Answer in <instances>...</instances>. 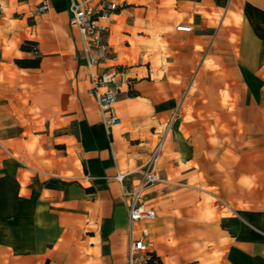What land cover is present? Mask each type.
<instances>
[{
    "label": "crops",
    "instance_id": "0c3cea01",
    "mask_svg": "<svg viewBox=\"0 0 264 264\" xmlns=\"http://www.w3.org/2000/svg\"><path fill=\"white\" fill-rule=\"evenodd\" d=\"M41 1L0 0V264H125L123 183L177 107L146 188L151 248L161 264H264V0H128L94 67L68 0ZM110 63L132 83L109 131L85 90Z\"/></svg>",
    "mask_w": 264,
    "mask_h": 264
},
{
    "label": "built area",
    "instance_id": "2783aa9c",
    "mask_svg": "<svg viewBox=\"0 0 264 264\" xmlns=\"http://www.w3.org/2000/svg\"><path fill=\"white\" fill-rule=\"evenodd\" d=\"M131 5L128 0H68L69 23L77 28L81 36L83 59L87 66H98L106 59L115 57L106 35L115 14L123 11L128 17L135 15ZM47 8L48 1L43 0L38 5L37 12ZM176 29L189 31L191 26L180 22L176 25ZM32 51L38 52L36 46H32ZM131 83L132 78L115 63L106 65L90 77L85 92L97 103L102 120L109 131L113 125L120 123V118L114 110L118 93L129 91ZM178 113L177 107L165 123L164 132L151 150L149 159L135 171L137 173L135 179L123 183L122 198L127 210L125 264H161L159 256L151 248L149 227L146 225L155 217V209L145 201V194L146 188L158 180L154 161L160 151L162 138ZM125 176V174H116L115 178L123 182Z\"/></svg>",
    "mask_w": 264,
    "mask_h": 264
},
{
    "label": "trees",
    "instance_id": "16d2710c",
    "mask_svg": "<svg viewBox=\"0 0 264 264\" xmlns=\"http://www.w3.org/2000/svg\"><path fill=\"white\" fill-rule=\"evenodd\" d=\"M36 46L35 43L33 42H27V48H29L30 50H32V46ZM37 48V46H36ZM38 50V49H37ZM17 62L20 64H28V65H37L38 64V59H28V58H22V59H17Z\"/></svg>",
    "mask_w": 264,
    "mask_h": 264
}]
</instances>
